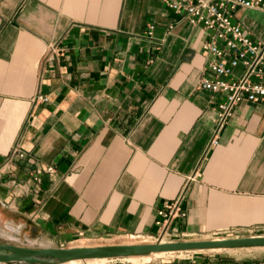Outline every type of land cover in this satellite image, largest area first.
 <instances>
[{"label": "crops", "instance_id": "0c3cea01", "mask_svg": "<svg viewBox=\"0 0 264 264\" xmlns=\"http://www.w3.org/2000/svg\"><path fill=\"white\" fill-rule=\"evenodd\" d=\"M235 17L264 39V11ZM204 37L161 0H0V211L49 247L156 235L179 196L175 235L264 232V102L211 143L224 95L200 87ZM206 251L100 264H264Z\"/></svg>", "mask_w": 264, "mask_h": 264}, {"label": "built area", "instance_id": "2783aa9c", "mask_svg": "<svg viewBox=\"0 0 264 264\" xmlns=\"http://www.w3.org/2000/svg\"><path fill=\"white\" fill-rule=\"evenodd\" d=\"M167 8L173 10L183 20L196 26H202L204 39L202 49L206 54L204 74L200 87L212 93H221L224 99L218 103V124L211 143H215V134L232 115L235 105L243 101L264 102V39L255 40L251 33L239 21L235 14L240 9L264 11V0H161ZM154 23L148 24V33ZM243 66L240 74L235 69ZM36 101L49 99L37 95ZM14 157H25L24 151L15 146L6 161ZM47 169H51L48 166ZM42 170L37 169L40 173ZM181 198L165 202L157 214L159 232L157 239L170 235L172 219L185 215L181 208ZM142 236V235H136Z\"/></svg>", "mask_w": 264, "mask_h": 264}, {"label": "water", "instance_id": "95a60500", "mask_svg": "<svg viewBox=\"0 0 264 264\" xmlns=\"http://www.w3.org/2000/svg\"><path fill=\"white\" fill-rule=\"evenodd\" d=\"M263 247L264 235L221 237L150 243H121L41 247L17 245L0 241V262L21 264H62L70 260L93 258H122L150 253H165L207 249H236Z\"/></svg>", "mask_w": 264, "mask_h": 264}, {"label": "rangeland", "instance_id": "374dc122", "mask_svg": "<svg viewBox=\"0 0 264 264\" xmlns=\"http://www.w3.org/2000/svg\"><path fill=\"white\" fill-rule=\"evenodd\" d=\"M258 233V234H256ZM250 235H264V232H247V233H240V232H228V233H221L217 235H185V234H178L175 235L173 233H170V235H164L163 238L157 239L155 236H134V235H121L113 238H107V239H93V240H87V239H82L78 238V240L73 241L71 243H68L67 245L64 246H79V245H107V244H121V243H150V242H158V241H179V240H193V238H201V239H207V238H221V237H236V236H250ZM33 237V234H31L27 228L25 227H18V223L16 221H13V219L8 216L6 213H2L0 211V241L1 242H10L14 243L17 245H41V247H45V244H42V240H35L36 242L32 243L31 240ZM46 242V241H43ZM63 246V247H64ZM208 252L210 253H218V254H227V255H232V256H247L250 254H256L260 252H264L263 247H250V248H236L235 250H227V249H221V250H214V249H207ZM206 251V252H207ZM190 253L189 251H183V252H176L172 254V256H181L184 257V255ZM171 256L170 254L166 256H161V257H156L153 258L151 261H156V260H163L166 257ZM120 260H123L120 259ZM126 261V259H124ZM103 261L100 262H94L93 264H100ZM134 263V262H133ZM140 263V262H138ZM0 264H16L13 262H7V263H1ZM21 264H27L22 262ZM65 264V263H62ZM81 264H85L84 262H81Z\"/></svg>", "mask_w": 264, "mask_h": 264}, {"label": "bare ground", "instance_id": "6f19581e", "mask_svg": "<svg viewBox=\"0 0 264 264\" xmlns=\"http://www.w3.org/2000/svg\"><path fill=\"white\" fill-rule=\"evenodd\" d=\"M35 240L31 239L29 241H31L32 243H34V242H36ZM162 241L164 242L165 240H162ZM41 243L42 244H45V247H48L49 244H50L48 242H43V241H41ZM214 250H221V249H214ZM227 250H235V249H227ZM179 252H183V251H179ZM174 253H176V252H165V253L157 252V253H150L148 255H138V256L136 255V256L122 257V258H123V260L126 259V260L131 261V262H134V263H136V262H140V263L147 262L148 263L153 258L161 257V256H166L167 254L168 255L170 254L172 256V254H174ZM106 260H107L106 258H93V259H84V260L83 259H79V260H70V261H67V262H65V264H81V262H84L85 264H93L94 262H100V261H106Z\"/></svg>", "mask_w": 264, "mask_h": 264}]
</instances>
